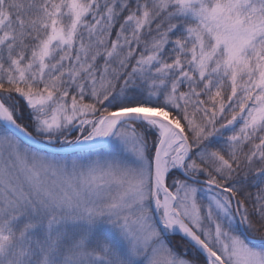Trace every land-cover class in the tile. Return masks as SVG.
<instances>
[{
    "label": "snow or ice",
    "instance_id": "6c2138e0",
    "mask_svg": "<svg viewBox=\"0 0 264 264\" xmlns=\"http://www.w3.org/2000/svg\"><path fill=\"white\" fill-rule=\"evenodd\" d=\"M0 264H264V0H0Z\"/></svg>",
    "mask_w": 264,
    "mask_h": 264
}]
</instances>
